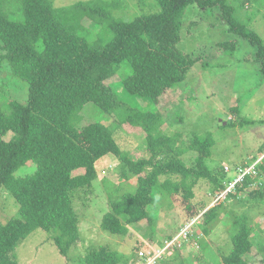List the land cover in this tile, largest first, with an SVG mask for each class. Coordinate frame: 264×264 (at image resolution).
<instances>
[{
	"label": "trees",
	"instance_id": "16d2710c",
	"mask_svg": "<svg viewBox=\"0 0 264 264\" xmlns=\"http://www.w3.org/2000/svg\"><path fill=\"white\" fill-rule=\"evenodd\" d=\"M155 2L156 10L127 17L123 0H77L59 6L53 0H0V65L6 61L12 76L28 86L24 101L11 98L0 105V194L10 201L13 197L18 207L16 215L0 221V264H19L17 246L37 229L48 232L60 253L68 255L80 238L74 195L93 186L97 162L108 155L120 160V178L135 179L136 187L109 196L101 220L104 230L126 236L131 228L145 225L141 231L148 241L138 239L135 245L141 248L144 242L154 243L159 234L173 239L190 224L181 242L200 246L195 228L200 223L194 221L200 214L193 204L197 189L213 194L226 188L209 167L214 140L195 133L188 145L178 142L179 132L169 135L164 130L167 124L173 125L170 115L163 116L152 104L169 88L186 83L203 64L214 69L229 57L240 60L242 38L254 46V61L264 78V41L239 21L228 0ZM139 5L145 9L146 1ZM190 6L201 10L197 17L211 11L233 37L200 47L196 43L201 39H197L190 50L181 47L188 28L197 22L186 23ZM197 63L201 67L196 69ZM118 80L122 92L112 85ZM7 81L2 79L0 87ZM90 104L109 115L108 119L89 120ZM190 149L196 156L187 164L183 155ZM27 164L33 165L31 172L16 173ZM259 167L255 169L263 173L264 157ZM249 175L226 193L225 200L202 213L201 231L209 235L219 218V206L228 210L222 204L231 198L234 204L227 205L244 208L232 234V249L222 264H250L245 255L254 245L255 224L247 208L262 201L264 190L260 181L256 183L247 194L248 206L237 197V189L251 183ZM203 200L198 202L204 206ZM162 207L164 218L178 214L171 219L175 225L181 221L178 227L158 225ZM181 242L170 249L176 251ZM86 253L81 264L123 260L120 250L107 246L92 247ZM166 253L171 254L166 251L163 257ZM126 257L130 264L135 252L129 251Z\"/></svg>",
	"mask_w": 264,
	"mask_h": 264
},
{
	"label": "rangeland",
	"instance_id": "374dc122",
	"mask_svg": "<svg viewBox=\"0 0 264 264\" xmlns=\"http://www.w3.org/2000/svg\"><path fill=\"white\" fill-rule=\"evenodd\" d=\"M53 1L55 5L59 6L77 0ZM123 1L127 5V9H125L127 17L140 14L141 11L158 8L155 0H145V9H141L139 5L141 0ZM228 1L235 6V14L239 21L256 30L264 41V0ZM199 11L201 10L195 6H190L186 11V23L195 20L197 22H192V26L190 29L188 28L189 35L184 41H180L181 47L190 50L197 39H201L196 43L197 47H200L204 43L210 44L220 39L233 37V34L227 30V26L223 25L211 11L206 10L201 17H197ZM119 14H121L120 10ZM243 43L245 45L237 53L240 60L233 61L232 57H229L227 59L231 60L225 64H219L214 69L203 64L201 71L191 72L186 83L169 88L162 94L157 104H152V107H157L163 116L170 115L168 121L173 125L167 124L164 130L169 135L179 132L181 136L178 142H186L185 144L188 145L190 138L195 133L200 136L211 135L214 140L208 163L226 188L216 189L213 194L209 190L199 191L197 189L198 196L195 197L196 200L193 201V204L198 209L197 215L201 216L196 217V215L194 221L200 224L203 221L202 213L219 203L220 199L225 200L226 193L235 190L240 179L248 174L246 173L244 176L242 173L240 174L242 164H248L247 171L249 167L253 166L260 169L259 163L264 157V78L260 76L258 64L254 61V46L242 38L241 45ZM197 67H201V64L197 63L195 68L197 69ZM2 79H9V82L7 81L0 87V105L11 98L21 101L27 98L28 86L26 82L12 76L6 61L0 65V81ZM112 85L118 91H123L119 80L112 82ZM87 115L91 121L102 119L105 121L109 116L92 104L88 107ZM244 120H248V122ZM260 149L263 152H260ZM136 152L138 155L141 154L140 151ZM111 156L113 155L103 157L97 162L98 177L93 181L90 190H80L74 195V208L80 220V238L69 249L68 255L64 256L60 253L48 232L37 229L17 246L15 254L19 264H81L82 256H85L90 248L99 246L120 250L123 260L119 264H129L126 261L129 251L135 252V257L130 264H138L143 257L146 259L145 264L223 263V256L228 254L233 246L232 234L237 227L236 221H240L244 211V208L241 209L238 205L233 208L227 205L234 204V200L231 198L222 204L227 206L228 210L223 211L222 206H219V218L214 223L209 235L202 233L200 224L195 226L200 235H198L199 239L202 240L200 246L194 241L192 244H186L181 240L175 241V237L169 239L159 234L155 236L154 243L144 242L145 244L141 248H136L138 239L148 241L141 231L142 226L145 227V225L137 229L131 228L126 236H117L104 230L101 220L102 215L108 209L109 196H120L124 192L133 191L136 187L135 179L120 178L118 168L120 160ZM195 156V151L190 149L184 153L183 158L187 164H191L194 162ZM32 170L33 165L27 164V166L18 169L16 173L26 174ZM260 171L252 172L251 183L245 189H237V197L242 198L247 206L248 199H250L247 194L253 187H256V183L260 181V188L262 191L264 190V172ZM254 180H256L255 184ZM200 198L204 199L203 201L206 203L204 206L198 202ZM11 199V201L6 200L5 194H0L1 222H6L18 213L17 204L13 197ZM247 210L255 224V229H253L255 237L254 245L245 255V259L250 264H264V198L260 203L256 202L248 206ZM158 213L160 218L157 220L161 222H158L159 226H163L164 223L170 227H178L177 225L181 222L175 225L171 221L172 216L174 218L178 215L175 212L164 218L163 207L159 208ZM187 227H190V224ZM187 227L182 232H187ZM186 235L187 233L184 236L186 237ZM192 239L191 236L188 241ZM175 242H181L180 248L176 251L170 249V246ZM166 251L171 254L166 253L163 257V253ZM142 252L146 256H143Z\"/></svg>",
	"mask_w": 264,
	"mask_h": 264
},
{
	"label": "clouds",
	"instance_id": "9594fccd",
	"mask_svg": "<svg viewBox=\"0 0 264 264\" xmlns=\"http://www.w3.org/2000/svg\"><path fill=\"white\" fill-rule=\"evenodd\" d=\"M249 168H251V167H249ZM255 168H256V167L253 166V167H252V171H250L251 173H250V172H247L248 174H250L249 176L252 177V174H253L252 172H257ZM246 169H248V167H246ZM240 173H241V172H240ZM245 174H246V173H245ZM243 176H244V175H243ZM240 180H242V179H240ZM181 236H182V232H179L178 235L175 237V241L181 240V238H180Z\"/></svg>",
	"mask_w": 264,
	"mask_h": 264
},
{
	"label": "built area",
	"instance_id": "2783aa9c",
	"mask_svg": "<svg viewBox=\"0 0 264 264\" xmlns=\"http://www.w3.org/2000/svg\"><path fill=\"white\" fill-rule=\"evenodd\" d=\"M250 171H252V167L249 168L248 171H247L246 168H245V169H240V172L242 173V176H243L245 173L250 172ZM241 173H240V174H241ZM185 234H186V231L182 232V235H185Z\"/></svg>",
	"mask_w": 264,
	"mask_h": 264
}]
</instances>
